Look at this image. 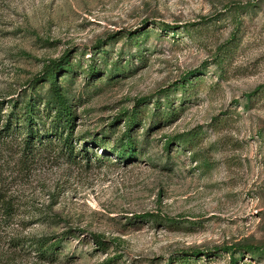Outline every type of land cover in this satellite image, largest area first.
<instances>
[{
  "label": "rangeland",
  "instance_id": "obj_1",
  "mask_svg": "<svg viewBox=\"0 0 264 264\" xmlns=\"http://www.w3.org/2000/svg\"><path fill=\"white\" fill-rule=\"evenodd\" d=\"M66 59L84 157L9 161L0 264H264V0H0L1 100Z\"/></svg>",
  "mask_w": 264,
  "mask_h": 264
},
{
  "label": "trees",
  "instance_id": "obj_2",
  "mask_svg": "<svg viewBox=\"0 0 264 264\" xmlns=\"http://www.w3.org/2000/svg\"><path fill=\"white\" fill-rule=\"evenodd\" d=\"M63 66H69L67 59L60 63L57 60L49 61L43 71L31 79L29 92L22 98L16 97L6 101L0 99V219L9 220L14 211V204L7 195L6 188L8 176L5 171L9 168V161L14 160L13 165L24 169L37 158L40 149L49 147H53L54 151L65 159L70 160L78 154L84 157L87 145L84 137L79 138L82 142L80 148L74 149V105L61 91L56 79L57 72L62 71ZM92 69L90 66L89 73ZM44 82H48V89L41 93L38 86ZM127 122L130 125L126 126L125 132L118 138L117 147L112 150L123 160L133 157L136 153L130 134L134 115L129 114ZM93 143L102 146L101 142ZM47 241L48 237L35 241V250L43 257L52 255L58 244H47ZM178 260L184 261L186 257H180ZM232 261L233 259H230L229 264Z\"/></svg>",
  "mask_w": 264,
  "mask_h": 264
}]
</instances>
